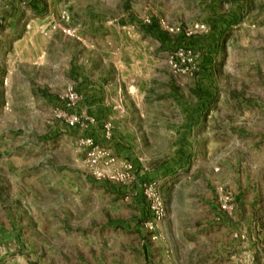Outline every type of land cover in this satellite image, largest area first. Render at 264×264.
<instances>
[{"label": "rangeland", "instance_id": "374dc122", "mask_svg": "<svg viewBox=\"0 0 264 264\" xmlns=\"http://www.w3.org/2000/svg\"><path fill=\"white\" fill-rule=\"evenodd\" d=\"M0 264H264V0H0Z\"/></svg>", "mask_w": 264, "mask_h": 264}, {"label": "built area", "instance_id": "2783aa9c", "mask_svg": "<svg viewBox=\"0 0 264 264\" xmlns=\"http://www.w3.org/2000/svg\"><path fill=\"white\" fill-rule=\"evenodd\" d=\"M226 1H228V0H226ZM74 96L73 95H71V98H73Z\"/></svg>", "mask_w": 264, "mask_h": 264}]
</instances>
